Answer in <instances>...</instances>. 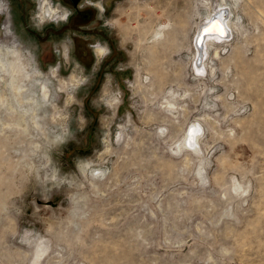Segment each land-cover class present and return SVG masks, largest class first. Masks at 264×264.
I'll list each match as a JSON object with an SVG mask.
<instances>
[{
    "label": "rangeland",
    "instance_id": "1",
    "mask_svg": "<svg viewBox=\"0 0 264 264\" xmlns=\"http://www.w3.org/2000/svg\"><path fill=\"white\" fill-rule=\"evenodd\" d=\"M78 3L0 0V264H264V0Z\"/></svg>",
    "mask_w": 264,
    "mask_h": 264
},
{
    "label": "bare ground",
    "instance_id": "2",
    "mask_svg": "<svg viewBox=\"0 0 264 264\" xmlns=\"http://www.w3.org/2000/svg\"><path fill=\"white\" fill-rule=\"evenodd\" d=\"M225 17V16H224ZM225 18L223 19V23L221 22V25L218 24L217 20H212L210 22V24L206 27H204L202 29V33L200 35V39L199 42H201L203 40L204 35H211V36H215L218 38L227 36L229 34V30L227 28V25L224 22ZM165 25V24H164ZM221 26V27H220ZM226 26L227 31H225L223 29V27ZM152 40L153 42H157L160 41L161 38H164L166 40L165 37H168L169 35V30L168 28H163L162 26L156 28L153 32H152ZM11 36L9 34H6L5 39H9ZM167 42V41H166ZM18 43V44H17ZM164 43V42H163ZM13 43H10L11 46V51L12 53H10L8 50H0V53L3 54V57H5L4 62L0 61L1 64V68L5 70V72H8L10 74V81L12 82L11 87L13 89V91L15 92V94L20 93V84H19V80L22 78L19 77V75L21 73H24L25 71V67L27 69L28 66H26V61L24 59V55L22 52V44L18 41L15 42V46H12ZM163 45V44H162ZM201 48V46H199ZM25 76L28 77L29 74L25 72ZM27 79V78H26ZM29 79V78H28ZM23 80V78H22ZM6 81V80H5ZM26 81V80H24ZM21 81V82H24ZM23 89V87H22ZM21 89V90H22ZM45 94H47V91H45ZM3 98H1V102H3ZM197 132V129H193L192 132L189 134V137H192V140H189V144L190 145H196V142L198 139L197 136H195Z\"/></svg>",
    "mask_w": 264,
    "mask_h": 264
},
{
    "label": "water",
    "instance_id": "3",
    "mask_svg": "<svg viewBox=\"0 0 264 264\" xmlns=\"http://www.w3.org/2000/svg\"><path fill=\"white\" fill-rule=\"evenodd\" d=\"M72 1H73L74 3H77L79 0H72ZM224 16H225L224 13H223V14H217V15H214L212 18H209V20H207V21L204 23L205 25L203 24V26H202L201 29H203L204 27L208 26L212 20H217V21H218V24L221 25V22L223 23V18H225ZM220 27H221V26H220ZM223 29H224L225 31H227L226 26L223 27ZM228 30H229V29H228Z\"/></svg>",
    "mask_w": 264,
    "mask_h": 264
},
{
    "label": "flooded vegetation",
    "instance_id": "4",
    "mask_svg": "<svg viewBox=\"0 0 264 264\" xmlns=\"http://www.w3.org/2000/svg\"><path fill=\"white\" fill-rule=\"evenodd\" d=\"M69 3H70V5L71 6H73L74 8H77L78 7V5H79V1L77 2V3H74L72 0H67ZM102 2V1H101ZM78 12L79 14H82L83 16H82V18L83 19H88V18H90L91 17V11H89V10H79L78 11V9H76L75 10V12Z\"/></svg>",
    "mask_w": 264,
    "mask_h": 264
}]
</instances>
